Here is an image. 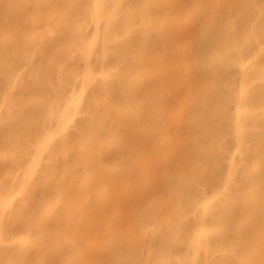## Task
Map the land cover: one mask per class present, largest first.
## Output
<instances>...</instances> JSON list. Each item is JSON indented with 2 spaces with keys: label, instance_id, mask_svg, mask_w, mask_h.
Returning <instances> with one entry per match:
<instances>
[{
  "label": "bare ground",
  "instance_id": "bare-ground-1",
  "mask_svg": "<svg viewBox=\"0 0 264 264\" xmlns=\"http://www.w3.org/2000/svg\"><path fill=\"white\" fill-rule=\"evenodd\" d=\"M0 264H264V0H0Z\"/></svg>",
  "mask_w": 264,
  "mask_h": 264
}]
</instances>
